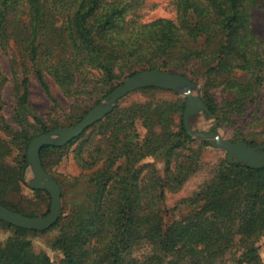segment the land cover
<instances>
[{"label": "trees", "instance_id": "16d2710c", "mask_svg": "<svg viewBox=\"0 0 264 264\" xmlns=\"http://www.w3.org/2000/svg\"><path fill=\"white\" fill-rule=\"evenodd\" d=\"M263 2L176 0V19L139 23L129 17L143 0H0V45L4 51L14 48L13 120L18 124L13 128L0 116L1 128L13 135L11 142L0 136V204L28 217L50 211L42 213L21 194L32 141L58 129L37 115L35 131L28 127L32 76L56 102L46 73L70 96L87 87L107 98L143 71L166 69L190 80V75L205 80L203 100L210 113L219 122L228 120L245 113L264 83V45L251 27V11ZM239 71L251 74V79L239 81ZM7 81L10 78L0 73V101ZM217 83L233 92V99L219 103L208 89ZM100 103L73 117L69 126L80 123ZM186 104L187 99L117 104L68 145L43 147L44 168L53 175L67 149L84 139L75 151L84 173L68 181L74 191L70 198L56 178L64 209L50 229L58 230L50 243L53 256L38 251L32 240L50 230L31 231L0 220V229L12 233L0 242V264H203L236 245V264H264L258 246L264 235V168L229 163L226 157L212 180L183 201L189 208L186 216L171 223L165 220L166 190H175L174 185L181 186L197 170V151L192 148L197 141L184 124ZM138 120L147 129L143 139ZM95 133L106 142L94 146ZM238 141L256 147L244 139L234 142ZM15 143L19 154L12 166L6 158ZM210 144L202 141L199 146ZM151 157L165 162L164 176L154 163L141 165ZM34 192L36 198L45 194L52 200L47 191ZM143 247L146 252L139 256Z\"/></svg>", "mask_w": 264, "mask_h": 264}, {"label": "rangeland", "instance_id": "374dc122", "mask_svg": "<svg viewBox=\"0 0 264 264\" xmlns=\"http://www.w3.org/2000/svg\"><path fill=\"white\" fill-rule=\"evenodd\" d=\"M175 2L176 0H143V3H141L140 7L135 10V13L130 15L129 19H136L139 23H148L158 18L176 19L177 11ZM251 27L253 32L257 35L258 41L264 45V2L260 7L254 8L251 11ZM13 56L14 48L4 51L0 45V73L10 78V81H7L2 90V100L0 101V107L2 110L0 111V116H2L6 122H9L13 128H18V124L13 120L16 108V95L14 92L15 81L12 79ZM194 69H196L195 66L192 67V70ZM163 70L166 71V69ZM190 76L192 80L197 81V83L193 81L197 86L195 93L203 98L204 92L206 91V89H204L205 80L198 81L195 76ZM46 78L50 84L56 102L45 93L36 77L32 76L30 83V108L28 113V121L31 125H28V127L32 132L35 131V128L37 127V123L33 119V116L35 115L40 117L50 128L58 127L59 129L63 127H71L69 125L71 119L73 120V117L82 115L85 110L92 108L97 101L101 100V103H104L108 99V97L103 98L101 92L91 93L87 87L82 88V92L84 91L83 93L70 96L55 83L48 73H46ZM89 78H91V76H89ZM235 78L239 81L247 82L251 79V74L239 71L235 75ZM123 81V79L120 80V83ZM208 89L216 96V99L221 104L233 99V92L226 90L224 85L217 83L216 86H211ZM178 99H186V97L173 91L150 94L138 90L127 95L119 101L118 104L121 107H130L134 104L145 103L148 101L159 103L163 101L174 102ZM245 109V113L232 116L228 120H221V122H219L214 115H208L201 112L192 118V130L207 132L216 129L220 136L225 140L234 142L236 140L244 139L252 142L256 147L264 146V83L258 89V95H256V98L253 102L248 103ZM136 127L141 139L145 138L147 129L144 127L143 121L138 120ZM89 133H91V130L87 132V135ZM96 133L93 145L97 146L101 143H105L106 141H103L102 136ZM0 136L10 142L13 139L12 133L4 131L1 126ZM193 139L197 141V143L192 145V148L197 151L195 158L197 170L181 186L177 187V185H174V187H176L175 190L169 188L166 190L165 220L167 223L182 219L186 216L189 212V208L183 203V201L187 198L194 197L207 182L212 180L219 164L227 157V152L225 150L218 149L212 144L203 147L199 146L200 142L209 140H202L199 138ZM83 140L84 139H81L77 144L67 149L63 159L52 170L55 177L49 172L55 179L57 178L62 182L63 190L66 191L69 198L74 191L70 189L68 181L84 173L80 162L77 159V153L75 152ZM190 153V151H184V154L186 155H189ZM18 154V145L16 143L12 144L11 153L6 158V162L15 166ZM145 163H154L159 169L161 175H165L166 165L163 160H156L151 157L143 161L141 165H144ZM32 178L31 169L28 168L25 174L26 182L22 186L21 194L28 200V204L38 208L42 213H47L50 209L51 201L45 194L42 195L41 199L40 197L36 198L37 195L34 192L35 190H32L29 187V182ZM69 202L70 199H66L65 203H67V207ZM11 234L12 233L9 230L0 229V242L5 243ZM57 234L58 230L54 229L44 234L34 236L32 240L35 244V248L38 251H47L53 256L50 251V243ZM258 246L264 262V235L259 240ZM145 252L146 248L143 247L138 255L142 256ZM239 255L240 247L236 245L223 254L208 257L207 261L202 262L203 264H236Z\"/></svg>", "mask_w": 264, "mask_h": 264}, {"label": "water", "instance_id": "95a60500", "mask_svg": "<svg viewBox=\"0 0 264 264\" xmlns=\"http://www.w3.org/2000/svg\"><path fill=\"white\" fill-rule=\"evenodd\" d=\"M149 87L173 91L186 97L184 124L191 137L209 140L214 147L225 150L229 163H242L254 169L264 168V146L254 147L244 141L232 142L225 140L216 129L207 132L192 130L191 121L193 117L201 112L211 115L203 98L195 93L197 86L192 80L181 74L148 70L127 79L112 92L104 103L95 106L77 125L56 129L50 133L40 135L32 141L27 153L29 168L33 176L29 182V187L32 190L47 191L51 195L50 211L43 217H28L0 204V220L31 231L43 232L50 230L63 214L62 188L58 181L44 168L41 158L42 148L45 146L64 147L68 145L81 137L90 127L107 117L119 101L127 95Z\"/></svg>", "mask_w": 264, "mask_h": 264}]
</instances>
